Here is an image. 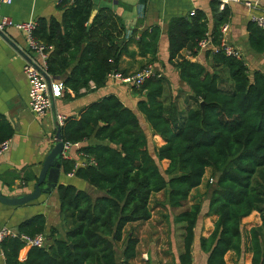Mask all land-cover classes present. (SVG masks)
I'll use <instances>...</instances> for the list:
<instances>
[{"label": "trees", "instance_id": "16d2710c", "mask_svg": "<svg viewBox=\"0 0 264 264\" xmlns=\"http://www.w3.org/2000/svg\"><path fill=\"white\" fill-rule=\"evenodd\" d=\"M220 5L219 0L211 1V17L196 9L169 22V63L189 88L188 95L179 91L175 96L169 79L154 69L141 86H133L143 96L136 110L108 94L85 107L78 118L65 119L64 141L91 139L81 150L97 164L75 169L74 161L62 159L61 170L66 175L74 172L97 194L59 184L66 236L52 232L46 236L52 243L46 241L44 247L27 243L23 235L33 238L46 231L45 214H35L18 226L17 236L1 241L6 264H132L140 240L134 233L125 235L126 226L152 218V194L167 190L170 206L182 207L208 169L218 175L207 209L202 202L193 203L175 219L184 224L179 264H193L195 232L205 212L217 217L210 235L200 239L207 264H227L230 251L238 257L252 252V264H264V71H250L244 57L225 53L221 27L229 22L231 10ZM59 8L60 20L37 19L35 35L50 47L48 72L54 79L64 77L66 91L79 95L92 83L104 87L112 73L126 75L120 64L131 40L151 58L149 63L158 61L159 26L128 35L125 22L112 9L102 7L93 15V0H62ZM247 30L250 47L264 56V30L254 22ZM206 37L214 47L204 51L207 64L183 54L188 50L196 55ZM14 133L0 114V143ZM154 135L165 141L156 154L151 147ZM163 160L169 161L164 172ZM253 211L260 213L262 223L245 232L243 218Z\"/></svg>", "mask_w": 264, "mask_h": 264}, {"label": "crops", "instance_id": "0c3cea01", "mask_svg": "<svg viewBox=\"0 0 264 264\" xmlns=\"http://www.w3.org/2000/svg\"><path fill=\"white\" fill-rule=\"evenodd\" d=\"M61 1L14 0L9 5H1V12L16 22L37 20L40 17H56L60 20L62 18V10L59 8ZM93 1V15L102 7L112 9L125 22L128 28V35L132 30H136L138 35H140L151 26H159L161 28V40L158 51V62H154L153 65L159 68L158 66L163 63V68L165 69L163 74L172 82V92L175 96L178 94L180 86L184 87L188 95L189 88L187 85H183L184 83L180 81L177 69L169 63L168 25L172 18L188 15L196 9L204 10L211 17L212 0ZM251 1H258L259 5L250 7L245 5L244 2L228 3L231 16L225 38L229 44L238 48L243 53L247 65L252 66V68L257 67L258 69L259 67H264V56L256 53L250 47L247 27L252 22L251 16L253 14L264 13V0ZM4 32L14 44L0 36V114L14 128L15 133L10 139L9 149L0 154V191L7 196H18L33 191L42 169L43 161L51 148L56 144L57 128L52 109L41 116L35 115L30 110V83L24 73V66L28 57L27 53H29L25 33L15 27H7ZM128 48L129 51L123 56L120 64L121 70L126 75L140 71L145 66L147 58H149L140 53L134 40L130 41ZM21 50L24 51L25 55L20 53ZM183 54L191 59L203 63L207 62L204 52L191 55L190 51L184 50ZM63 79L64 77L57 80ZM66 92L63 96L54 98L58 117L71 116L78 118L85 107L108 94H116L127 106L134 110L137 109V102L143 98L142 95L133 90V86L122 83L120 79L111 75L108 78L107 84L100 89L95 88V85L92 83L89 89H83L79 95H75L71 90ZM141 118L146 125L144 117L141 116ZM154 137L161 136L154 135ZM90 143H92L91 139L81 143V146ZM34 175L36 178H34ZM59 182L63 184H75L78 188L85 189L92 195L97 194L96 189L87 182L76 176L66 175L62 170ZM38 213H44L46 216V236L51 235L52 232L58 238L66 236L68 226L60 211L57 188L52 193L44 194L40 199L29 205L12 207L0 202V228L8 226L17 230L22 222ZM153 218L154 215L145 223H130L134 226V233L138 234L140 239L137 247V256L131 263L179 264L178 257L183 250V239L177 238L175 222L171 220L169 225L164 223L151 224ZM212 218L217 219L215 215L208 214L199 217L193 243V264H207L208 254L201 249L200 239L202 236H209L212 232L214 228ZM243 219L245 232L262 223L260 213L257 211H253ZM138 229H140V232ZM145 229L149 231V251H142L140 249V243L145 236ZM164 233L167 234L166 238L163 236ZM245 239L248 240V237ZM52 241V237H49L47 243L51 244ZM179 242H182V245H179ZM25 255L26 252H22L23 258ZM252 257V252H243L238 257L235 252L230 251L226 254V261L227 264H252ZM0 264H6L1 247Z\"/></svg>", "mask_w": 264, "mask_h": 264}, {"label": "built area", "instance_id": "2783aa9c", "mask_svg": "<svg viewBox=\"0 0 264 264\" xmlns=\"http://www.w3.org/2000/svg\"><path fill=\"white\" fill-rule=\"evenodd\" d=\"M14 0H0V30L4 31L7 27H15L22 30L27 38V46L29 53L28 59L24 66V73L27 76L30 83L29 91V105L30 110L37 116L44 115L46 112L51 110L52 103L51 97H61L66 92V87L62 80H57L52 78L48 72V58H49V49L45 43L40 41L36 35L35 30L38 27L37 20H29L16 22L11 17L3 15L1 12V5L11 4ZM221 1L220 8L223 9L225 5H228L230 2H244L245 5L254 7L258 6V1L251 0H219ZM195 10L192 11L194 13ZM252 22H254L258 27L264 30V13H255L251 16ZM229 24L225 23L221 27V32L223 35L222 38V47L227 55H230L236 59H243V53L233 45L229 44L225 38L226 32L228 31ZM208 48L212 47L211 37H206L199 42V52H204ZM44 73H48L52 78L51 90L47 83ZM155 70L151 65L144 67L140 71L130 75H122L120 73H112L111 76L117 77L122 83H125L130 86H141L144 81L153 75ZM65 116H59L58 121L62 126L65 119ZM10 147V139L0 143V154L7 151ZM81 143H72L64 141V150L62 154L63 159L74 161L75 169L79 167H87L90 165H96V159L88 154L87 152L81 150ZM69 175L75 176L74 172H71ZM18 232L16 229H13L8 226L0 228V243L1 241L9 236H17ZM22 238L29 244L44 247L46 244V235L43 233L37 234L35 237L31 238L26 235H23Z\"/></svg>", "mask_w": 264, "mask_h": 264}, {"label": "rangeland", "instance_id": "374dc122", "mask_svg": "<svg viewBox=\"0 0 264 264\" xmlns=\"http://www.w3.org/2000/svg\"><path fill=\"white\" fill-rule=\"evenodd\" d=\"M150 59L151 58H147V62H146L144 67H147V66H149L148 64H151V63H149ZM151 66L153 67V70L156 69L157 71H159L162 74H163V71L165 70L163 68V63L160 64V66H158L159 68H157L155 65H153V63L151 64ZM248 67H249L250 71H253V70L257 69V67L252 68V66H249V65H248ZM259 69L264 71V67H259ZM172 81H174V80H172ZM171 84H172V82H171ZM178 89H179V91H183V92L185 91L183 86H180ZM170 90L173 91L172 88H170ZM183 94L186 95V92H184ZM162 139L163 138H161V137H154V136L152 137V142L153 143H152L151 147H152L153 153L156 154L157 148L160 147V145H163L165 143V142L163 143L164 140L162 141ZM160 164H161L162 171L164 172L169 166V161L168 160H163V161H161ZM217 175H218V173H215L214 170L208 169L206 174H205V176H204L202 184L198 188L194 189L191 192V194L189 196V199L180 208H173V207L170 206V204L168 202V191L167 190L166 191H161V192H159L157 194H154L151 197V200H150V208H151V211H152V216L154 215L153 220H151V224L152 223H164V224H168L169 225L170 221L172 220V221L175 222V231H176L177 238L178 239H183L184 224L183 223H177V221L175 220L177 215L180 212H182V211L186 210L187 208H189L190 205L193 204V203L202 202L203 203V207L205 209H207L208 204H209V199H210V197L212 195V191L216 187V177H217ZM204 214L207 215V212L203 213L202 215H204ZM214 219L216 220V218H214ZM214 219L212 218L213 224L215 222ZM201 222H202V220H201ZM133 227L134 226L129 224V226H127L126 229H125V235L130 233V232L134 233V228ZM139 230L140 229H138V231ZM148 232L149 231L145 229V236L142 238V242L140 243L141 244L140 249L142 251H149V249H150V243L148 242V240H149V233ZM166 233H167V231H166ZM135 235L138 236V234H135ZM163 236H164V238H166L167 234L164 233ZM179 245H182V242H179ZM117 249H118V256L121 259V253H122V249H123V242L117 244ZM158 257H160V256L158 255ZM143 264H145V263H143ZM146 264H148V263H146Z\"/></svg>", "mask_w": 264, "mask_h": 264}, {"label": "water", "instance_id": "95a60500", "mask_svg": "<svg viewBox=\"0 0 264 264\" xmlns=\"http://www.w3.org/2000/svg\"><path fill=\"white\" fill-rule=\"evenodd\" d=\"M0 36L14 44L6 35V33L0 30ZM16 46V45H15ZM21 54L25 55L24 51H20ZM27 60L28 57H27ZM49 88L51 90L52 78L48 73H44ZM52 113L57 128L56 133V144L51 148L47 156L43 161V166L38 176V180L34 186L33 191L24 193L18 196H7L0 191V202L12 207H20L29 205L36 200L40 199L44 194L52 193L61 184L59 182L61 175V161L64 150V139L62 134V126L58 121V115L55 108V99L51 97Z\"/></svg>", "mask_w": 264, "mask_h": 264}]
</instances>
